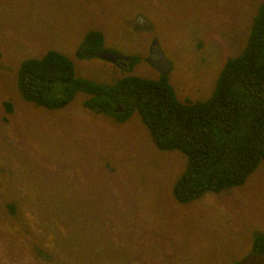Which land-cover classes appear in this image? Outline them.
Here are the masks:
<instances>
[{
    "label": "rangeland",
    "instance_id": "374dc122",
    "mask_svg": "<svg viewBox=\"0 0 264 264\" xmlns=\"http://www.w3.org/2000/svg\"><path fill=\"white\" fill-rule=\"evenodd\" d=\"M261 1L0 0V264H41L32 242L49 264L259 260L262 162L241 183L181 203L172 188L185 157L155 147L135 109L123 121L93 114L82 107V92L48 109L23 100L13 83L20 61L50 50L96 83L157 79L150 50L167 59L177 100L203 101L225 58L241 52ZM89 30L101 33L103 49L135 58L128 71L75 57ZM6 202L17 203L27 234L6 233Z\"/></svg>",
    "mask_w": 264,
    "mask_h": 264
},
{
    "label": "trees",
    "instance_id": "16d2710c",
    "mask_svg": "<svg viewBox=\"0 0 264 264\" xmlns=\"http://www.w3.org/2000/svg\"><path fill=\"white\" fill-rule=\"evenodd\" d=\"M83 34L75 57L97 58L103 49L101 33ZM242 44L240 53L225 58L203 101L177 100L166 74L157 79L123 76L111 83H96L76 75L69 58L54 50L20 61L13 85L23 100L48 109L65 107L77 92L83 93L84 109L115 121H123L135 109L155 147L184 155V170L172 188L174 199L183 203L239 184L259 162L264 165V0ZM116 104L122 106L120 111H114ZM3 107L10 112L9 102L4 101ZM15 204L3 205L9 221L5 231L27 234ZM263 243V239L255 241L254 250L264 253ZM29 251L39 263H51L33 242Z\"/></svg>",
    "mask_w": 264,
    "mask_h": 264
},
{
    "label": "water",
    "instance_id": "95a60500",
    "mask_svg": "<svg viewBox=\"0 0 264 264\" xmlns=\"http://www.w3.org/2000/svg\"><path fill=\"white\" fill-rule=\"evenodd\" d=\"M97 58L104 60V61H108L111 63H115L117 59H119L120 61H128L129 60V56L118 53L116 51H112L109 49H101L98 53H97ZM123 64V62H122ZM149 64L151 67H153L159 74H166L168 73L169 69H170V65L167 61V59L165 58L164 55H159L158 56H154L152 59L149 60ZM122 109V106L120 104H116L114 107V111H120Z\"/></svg>",
    "mask_w": 264,
    "mask_h": 264
},
{
    "label": "flooded vegetation",
    "instance_id": "af4514ba",
    "mask_svg": "<svg viewBox=\"0 0 264 264\" xmlns=\"http://www.w3.org/2000/svg\"><path fill=\"white\" fill-rule=\"evenodd\" d=\"M153 40H155L154 38H153ZM153 42H155V41H153ZM149 52H150V55H155V56H158V54H155V52L153 53H151V51L149 50ZM127 55V54H126ZM128 56V55H127ZM134 61V57H130L129 56V60L128 61H120L119 59H117L116 60V62L115 63H112V64H114L117 68H119V69H122V70H129V66H130V64L132 63ZM122 62H123V64H122ZM111 63V62H110ZM161 75H165V74H161ZM258 256H259V260L257 261V262H254L253 264H264V253H258Z\"/></svg>",
    "mask_w": 264,
    "mask_h": 264
}]
</instances>
